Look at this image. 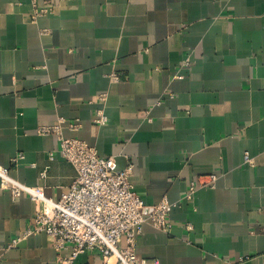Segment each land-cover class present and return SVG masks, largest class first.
I'll return each instance as SVG.
<instances>
[{
  "label": "crops",
  "instance_id": "obj_1",
  "mask_svg": "<svg viewBox=\"0 0 264 264\" xmlns=\"http://www.w3.org/2000/svg\"><path fill=\"white\" fill-rule=\"evenodd\" d=\"M33 3L52 11L32 21ZM59 118L80 124L64 137L132 164L148 207L172 204L170 232L143 224L139 257L264 264V0H0V164L53 199L75 169L37 129ZM34 215L29 197L0 191V264H57L44 233L22 239Z\"/></svg>",
  "mask_w": 264,
  "mask_h": 264
},
{
  "label": "built area",
  "instance_id": "obj_2",
  "mask_svg": "<svg viewBox=\"0 0 264 264\" xmlns=\"http://www.w3.org/2000/svg\"><path fill=\"white\" fill-rule=\"evenodd\" d=\"M33 6L32 21L52 11L49 4L33 3ZM100 100L104 102L106 94L101 95ZM93 122L98 126L107 122L102 110L95 112ZM64 126L72 131L80 128L78 121L59 118L56 124L37 129L39 135H56L59 141L56 152L75 169L71 184L58 199L45 196L40 186H29L19 181L11 175L10 167L0 164V191H9L13 198L27 196L35 204L32 224L22 239L44 233L57 252V264H78V256L86 252L98 253L104 264H149L148 260L136 254L135 241L142 234V226L146 222L156 229L170 232L172 204L163 198L148 207L130 182L132 164L127 163L118 170L116 158H102L95 147L80 139L64 137ZM53 158L54 152H50L49 159ZM245 158L249 161L247 156ZM23 159L24 155L18 153L11 159L12 167H17ZM44 176L41 173V177ZM216 178L212 174L199 178L196 184L191 183L183 200L192 199L196 185L213 188ZM185 227L191 229L189 224ZM67 249L71 250L70 255H62Z\"/></svg>",
  "mask_w": 264,
  "mask_h": 264
},
{
  "label": "water",
  "instance_id": "obj_3",
  "mask_svg": "<svg viewBox=\"0 0 264 264\" xmlns=\"http://www.w3.org/2000/svg\"><path fill=\"white\" fill-rule=\"evenodd\" d=\"M120 160L121 159H119V158L116 159V163H117L118 170H122L125 167V165L124 166L123 165L122 166L120 165V163H119Z\"/></svg>",
  "mask_w": 264,
  "mask_h": 264
}]
</instances>
